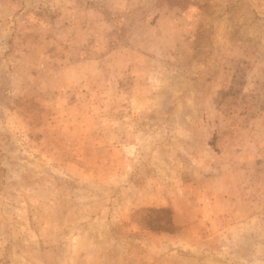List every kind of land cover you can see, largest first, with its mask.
I'll use <instances>...</instances> for the list:
<instances>
[{
    "label": "rangeland",
    "instance_id": "obj_1",
    "mask_svg": "<svg viewBox=\"0 0 264 264\" xmlns=\"http://www.w3.org/2000/svg\"><path fill=\"white\" fill-rule=\"evenodd\" d=\"M0 264H264V0H0Z\"/></svg>",
    "mask_w": 264,
    "mask_h": 264
}]
</instances>
